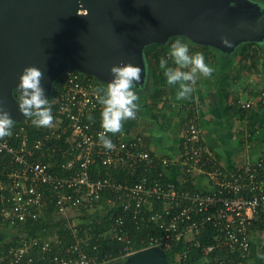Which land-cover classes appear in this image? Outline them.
<instances>
[{
	"label": "built area",
	"instance_id": "obj_1",
	"mask_svg": "<svg viewBox=\"0 0 264 264\" xmlns=\"http://www.w3.org/2000/svg\"><path fill=\"white\" fill-rule=\"evenodd\" d=\"M60 80L50 127L25 120L0 138V229L14 235L48 213L62 234L19 237L0 250V264H113L148 248L166 254L181 239L186 250L175 254L174 264H188V250L200 246L196 239L208 228L215 231L214 242L200 249L198 264H247L252 227L264 221V155L255 164L225 170L201 142L197 101L186 106L184 146L176 157L151 153L124 129L109 134L115 147L106 150L97 139L102 106L94 91L100 82L81 72ZM236 104L249 110L254 102ZM172 166L182 178L203 175L208 190L178 188L165 176ZM99 217L109 219L104 231H94ZM128 224L157 236L134 249ZM104 240L106 246L119 244L114 254L102 251ZM216 250L229 256L211 260Z\"/></svg>",
	"mask_w": 264,
	"mask_h": 264
},
{
	"label": "water",
	"instance_id": "obj_2",
	"mask_svg": "<svg viewBox=\"0 0 264 264\" xmlns=\"http://www.w3.org/2000/svg\"><path fill=\"white\" fill-rule=\"evenodd\" d=\"M261 10L252 0H0V109L16 123L26 120L13 97L26 67L42 71L51 100L62 74L81 72L106 85L109 69L126 63L141 67L143 85V48L174 36L229 55L243 43L264 41ZM221 36L233 47L224 48ZM128 258L124 264H167L158 248Z\"/></svg>",
	"mask_w": 264,
	"mask_h": 264
},
{
	"label": "crops",
	"instance_id": "obj_3",
	"mask_svg": "<svg viewBox=\"0 0 264 264\" xmlns=\"http://www.w3.org/2000/svg\"><path fill=\"white\" fill-rule=\"evenodd\" d=\"M253 1H263L260 5L264 8V0ZM184 43L189 46L190 53L199 52L197 48L191 50L190 42ZM200 53L214 71L210 77L201 76L197 80L189 99L177 100V89L166 84L162 69L159 68L157 73L150 72L145 85H148L149 77L156 79V88L168 91V101L164 105L160 103L156 109L142 108L135 119L123 123L122 129L131 137H140L144 148L151 153L176 157L179 154L177 149L184 146L188 115L184 106L197 101L196 119L201 142L224 169L234 171L246 164H255L264 155V59L255 69L251 66V60H243L239 53H231L227 57L219 55L215 61L207 60L205 53ZM250 100L254 105L243 116V109L236 103ZM165 176L175 185L183 184L178 167L167 168ZM191 177L194 189L208 190L203 175L193 174ZM261 181L264 187V172ZM256 232L264 234L260 227L253 228L251 241ZM252 251L253 247L249 258L258 264L260 254L255 257Z\"/></svg>",
	"mask_w": 264,
	"mask_h": 264
},
{
	"label": "clouds",
	"instance_id": "obj_4",
	"mask_svg": "<svg viewBox=\"0 0 264 264\" xmlns=\"http://www.w3.org/2000/svg\"><path fill=\"white\" fill-rule=\"evenodd\" d=\"M220 44L224 48L233 47L232 41L224 36L220 37ZM169 58L174 67L168 66ZM159 68L163 70L166 84L176 87L177 100L189 99L197 80L201 76L210 77L214 71L205 62L203 53H190L189 46L181 39H176L170 44L166 55L159 60ZM109 73L111 80L104 87L95 89L94 95L102 106V131L97 134V139L104 149L110 151L115 145L109 134L119 133L125 121L136 118L139 108L136 88L141 82L142 69L140 66L126 63L112 66ZM42 77L40 69L26 67L13 89L18 112L38 128L50 127L54 119L50 100L41 85ZM15 123L7 111L0 109V138L11 136Z\"/></svg>",
	"mask_w": 264,
	"mask_h": 264
},
{
	"label": "trees",
	"instance_id": "obj_5",
	"mask_svg": "<svg viewBox=\"0 0 264 264\" xmlns=\"http://www.w3.org/2000/svg\"><path fill=\"white\" fill-rule=\"evenodd\" d=\"M262 2L263 1H261L260 3ZM176 39H181L182 42H190L182 36H174V37H171L166 44L152 43V44L146 45L143 48V57L146 63V69H147L148 74H150V72L157 73L159 71L160 58L166 55L170 44ZM190 45H191L192 51L194 50V48H197L199 52H204L207 60L215 61L218 55H222L224 57L228 56V54H223V53L218 54V52L211 47H207L203 45H196L191 42H190ZM237 53L240 54L243 60L250 59L251 66L256 69L258 65L260 64L261 60L264 59V46H260L259 44L253 43V42L243 43L234 50L232 55H235ZM168 66L174 67L170 58H169ZM99 84L100 85H98V88L105 86V84L101 82ZM60 85H61V80L59 76L52 85V90H51L52 99L56 95L58 89L60 88ZM156 86H157L156 79H152L150 77H149L148 85L147 84L145 85L144 83L142 86H137L136 93L139 97L137 101V103L139 104L137 115H138V112H140L142 108L152 107L153 109H156L157 107H159L160 103L164 105V103L168 101V98H167L168 91L164 88H156ZM193 102L194 101L189 102L187 103V105L193 104ZM50 105H51L52 113H54L55 106L52 104L51 100H50ZM187 105H185L184 108H186ZM241 111L243 112V116H245L248 110H241ZM26 122H30V119L26 118ZM18 126H20V124H14V128H17ZM32 128L33 126L30 127L31 136H33V133H35L34 129ZM182 150H183L182 147L177 149L179 153H181ZM101 173L103 175V171ZM153 175L154 173H150V177H153ZM124 176L126 175H122V176L120 174L118 175L119 178H124ZM182 179H183V184L180 186L177 185V187L180 189H187V190L192 191L194 189L193 185L191 184L192 177L190 175L184 174ZM47 214H45L44 215L45 218H42L41 220H38L35 222H28L26 224L21 225L18 233L14 235L0 229V235L3 237V240L0 243V250L6 249L9 246H14L15 244H17V242L19 241V237H25V238L35 237V236L49 237L55 233L58 235H61L62 230L59 228L60 223L59 222L51 223L50 220L48 221ZM107 218L108 217H102V218L99 217L98 221L100 222V224L95 225L94 231H104L107 228L108 222H109V219ZM255 227H260V229L264 231V221L261 219L257 224L254 225V227H252V229ZM127 235H128L129 241L131 245L133 246V248L139 249L141 248V245H142L141 241H146V239L149 236H157V232L152 231V229H149L146 231H140V230H137L133 224H128L127 225ZM214 235H215L214 229L208 228L205 232L201 233V235L197 237L196 240L200 246L199 247L192 246L188 250V264H198L199 258L201 256L200 249L213 244ZM100 243L104 244V247H105L104 248L102 246L101 248L102 251H105V252L107 251L110 254L111 253L114 254L119 248V244L115 241L112 242L109 246L105 245L107 244L105 240L100 241ZM186 246L187 244H185L182 239L179 241H176L172 249L168 251V253H166L167 264H174L175 254L180 253L183 250H186ZM224 255L229 256L228 254H225L222 251L216 250L210 255V259L213 260L216 257L218 258L222 256L224 257ZM263 259H264V250L261 251L260 253V261L258 262V264H264Z\"/></svg>",
	"mask_w": 264,
	"mask_h": 264
},
{
	"label": "rangeland",
	"instance_id": "obj_6",
	"mask_svg": "<svg viewBox=\"0 0 264 264\" xmlns=\"http://www.w3.org/2000/svg\"><path fill=\"white\" fill-rule=\"evenodd\" d=\"M260 2L261 1H259V3L258 2H255L257 5H258V7L260 8L261 7V5H260ZM261 15H264V8H262L261 7ZM257 44H259L260 46H264V41L262 40L261 42H259V43H257ZM215 50V49H214ZM217 51V50H216ZM218 52V51H217ZM220 52H218V54H219ZM217 54V55H218ZM219 56V55H218ZM148 76H149V74H148V72H146V76H145V83H146V80L148 79ZM142 86V85H141ZM51 221V223H55V221L52 219V220H50ZM2 230H4V231H6L7 232V230H8V228L7 227H3V229ZM256 234V236L252 239V247H253V253H254V256L255 257H258V254H260L261 253V251H263L264 250V234L263 233H255ZM254 256H253V258H254ZM130 258H126L125 260H123V261H119V262H116V263H113V264H124V262L125 261H128ZM250 262V263H249ZM247 263H249V264H254L253 263V259L252 258H249L248 259V262ZM255 263H257V261L255 262Z\"/></svg>",
	"mask_w": 264,
	"mask_h": 264
},
{
	"label": "flooded vegetation",
	"instance_id": "obj_7",
	"mask_svg": "<svg viewBox=\"0 0 264 264\" xmlns=\"http://www.w3.org/2000/svg\"><path fill=\"white\" fill-rule=\"evenodd\" d=\"M262 17H264V15H262Z\"/></svg>",
	"mask_w": 264,
	"mask_h": 264
}]
</instances>
